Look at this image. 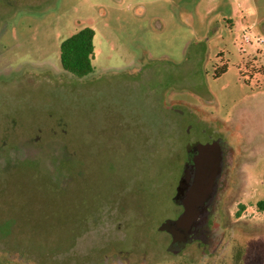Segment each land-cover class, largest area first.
Wrapping results in <instances>:
<instances>
[{
  "label": "rangeland",
  "instance_id": "1",
  "mask_svg": "<svg viewBox=\"0 0 264 264\" xmlns=\"http://www.w3.org/2000/svg\"><path fill=\"white\" fill-rule=\"evenodd\" d=\"M84 28L77 78L60 47ZM215 139L213 244L184 246L164 224ZM261 202L264 0H0V264H264Z\"/></svg>",
  "mask_w": 264,
  "mask_h": 264
},
{
  "label": "flooded vegetation",
  "instance_id": "2",
  "mask_svg": "<svg viewBox=\"0 0 264 264\" xmlns=\"http://www.w3.org/2000/svg\"><path fill=\"white\" fill-rule=\"evenodd\" d=\"M195 147H199V152L195 153ZM188 149H186V156L183 159L181 177L174 196V199L180 207L179 213H177V217L175 218L177 220H168L164 224L167 227L171 224L169 234L172 240L181 242L184 246L189 243L210 242L211 237H207L203 233V229L201 227L199 228L201 221L199 214L208 201L210 193L209 182L217 175L220 178L222 174L225 176L228 167L227 151L222 146L221 140L215 139L212 142L197 144L193 148ZM192 206L195 212L191 215L188 222H180L179 225L175 226V222H178L179 217L181 219L184 218ZM209 224L208 233H217V228L214 229L211 221ZM212 244L213 242H210V247Z\"/></svg>",
  "mask_w": 264,
  "mask_h": 264
},
{
  "label": "trees",
  "instance_id": "3",
  "mask_svg": "<svg viewBox=\"0 0 264 264\" xmlns=\"http://www.w3.org/2000/svg\"><path fill=\"white\" fill-rule=\"evenodd\" d=\"M95 32L91 28H84L78 33L64 40L60 47V59L63 69L77 78L88 76L94 71ZM224 73L227 68L222 70ZM219 74L217 75V77ZM264 210V202L259 204Z\"/></svg>",
  "mask_w": 264,
  "mask_h": 264
},
{
  "label": "water",
  "instance_id": "4",
  "mask_svg": "<svg viewBox=\"0 0 264 264\" xmlns=\"http://www.w3.org/2000/svg\"><path fill=\"white\" fill-rule=\"evenodd\" d=\"M218 177L220 178L219 175L215 176L209 182L210 193L208 196V201H207L206 206L201 210V212L199 214L200 218H201L200 225H203V224L207 223V221H208L209 214H210L209 207L215 202V198H216V195L218 192V181H219Z\"/></svg>",
  "mask_w": 264,
  "mask_h": 264
},
{
  "label": "built area",
  "instance_id": "5",
  "mask_svg": "<svg viewBox=\"0 0 264 264\" xmlns=\"http://www.w3.org/2000/svg\"><path fill=\"white\" fill-rule=\"evenodd\" d=\"M246 40H247V42H248V37H246ZM258 42L259 43H263V41L260 39V40H258Z\"/></svg>",
  "mask_w": 264,
  "mask_h": 264
}]
</instances>
